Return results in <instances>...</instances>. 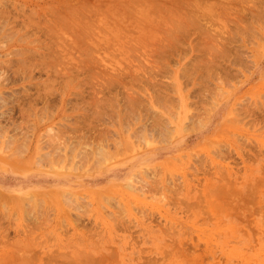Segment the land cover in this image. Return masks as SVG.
<instances>
[{"label":"rangeland","instance_id":"rangeland-1","mask_svg":"<svg viewBox=\"0 0 264 264\" xmlns=\"http://www.w3.org/2000/svg\"><path fill=\"white\" fill-rule=\"evenodd\" d=\"M0 17V264H264V0H0ZM148 103L180 125L138 149ZM50 128L118 156L70 172L81 144L50 142L60 156Z\"/></svg>","mask_w":264,"mask_h":264},{"label":"bare ground","instance_id":"bare-ground-1","mask_svg":"<svg viewBox=\"0 0 264 264\" xmlns=\"http://www.w3.org/2000/svg\"><path fill=\"white\" fill-rule=\"evenodd\" d=\"M4 8V7H3ZM2 10V9H1ZM258 13V12H257ZM1 18V17H0ZM12 23V22H11ZM34 23V22H33ZM4 25H5V23H3ZM31 24V23H30ZM9 25H11V24H9ZM13 26H15V24H12ZM7 26H8V23H7ZM7 26H6V28H7ZM30 26V25H29ZM9 27V26H8ZM1 28H3V25H2V27ZM5 28V29H6ZM11 28V27H10ZM39 28V27H38ZM12 29V28H11ZM14 30H15V27H14ZM20 30V29H19ZM34 30V29H33ZM10 31H12V30H10ZM6 32V31H5ZM15 32V31H14ZM13 33V32H12ZM30 33V32H29ZM17 34V33H16ZM15 34V35H16ZM32 34V33H31ZM1 35V34H0ZM14 35V36H15ZM23 35V34H22ZM28 35V34H27ZM13 36V35H12ZM13 36V37H14ZM174 36V35H173ZM8 38H9V36H7ZM22 37V36H21ZM30 37V36H29ZM5 38V37H4ZM23 38V37H22ZM11 39V38H10ZM26 39V38H25ZM19 41H20V39H19ZM11 42V41H10ZM18 42V41H17ZM16 42V43H17ZM25 51V50H24ZM14 52V51H13ZM20 52V51H19ZM22 52V51H21ZM23 53V52H22ZM31 53V52H30ZM33 53V52H32ZM31 53V54H32ZM18 54V53H17ZM28 54V53H27ZM15 55V54H14ZM19 55V54H18ZM23 55V54H22ZM21 55V56H22ZM26 55V54H25ZM21 58H25V57H21ZM20 58V59H21ZM35 58V57H34ZM19 59V60H20ZM25 59H27V57L25 58ZM19 60L17 61V62H19ZM23 59H21V62H22V65L24 66L26 63L24 62L25 60H23ZM10 61V60H9ZM7 63H8V61H6ZM21 62L19 63V65L21 64ZM23 62L25 63V64H23ZM29 62V61H28ZM31 62V61H30ZM214 62V61H213ZM11 63V62H10ZM17 64V63H16ZM31 64V63H30ZM52 64V63H51ZM34 65V64H33ZM223 65V64H222ZM21 66V65H20ZM28 66V65H27ZM26 66V67H27ZM2 67V66H1ZM29 67V66H28ZM45 67V66H44ZM209 67V66H208ZM207 67V68H208ZM8 68V67H7ZM31 68V67H30ZM35 68V67H34ZM52 68V67H51ZM206 68V69H207ZM5 69V68H4ZM16 69H18V68H16ZM24 69H25V67H24ZM28 69L29 68H27V71H28ZM54 69V68H53ZM57 69V68H56ZM26 70V69H25ZM33 70V69H32ZM55 70V69H54ZM58 70V69H57ZM5 71V70H4ZM21 71V70H20ZM31 71V70H30ZM30 71H28L29 73H30ZM83 71V70H82ZM2 72V71H1ZM13 72V71H12ZM25 72V71H24ZM23 72V73H24ZM55 72H57V71H55ZM5 73V72H4ZM14 73V72H13ZM29 73H27V74H29ZM2 74V73H1ZM22 74V73H21ZM26 74V75H27ZM20 75V74H19ZM24 75H25V73H24ZM4 76V75H3ZM2 76V77H3ZM62 76H63V74H62ZM28 77V76H27ZM0 78H1V76H0ZM3 78H5V77H3ZM32 78V77H31ZM137 78V77H136ZM149 78V77H148ZM25 79V78H24ZM134 82H136V81H134ZM39 84H42V83H39ZM50 84V83H49ZM110 84V83H109ZM221 84V83H220ZM44 85H46V84H44ZM48 86V85H47ZM126 86V85H125ZM128 87V86H127ZM139 87V86H138ZM143 88V87H142ZM218 88V87H217ZM130 89V88H129ZM43 90H45V89H43ZM100 91V90H99ZM219 91L221 92V90L219 89ZM47 93V92H46ZM198 94H199V92H198ZM223 92H222V95L219 93L218 94V97L216 96V98H218L219 99V96L220 97H222L223 96ZM47 95V94H46ZM45 95V96H46ZM159 95V94H158ZM165 95V94H164ZM114 96V95H113ZM130 96V95H129ZM129 96H128V98H129ZM159 96H163V95H159ZM212 96H213V94H212ZM158 97V96H157ZM197 97V96H196ZM31 98V97H30ZM105 98V97H104ZM136 97H131L130 96V99H128V102L129 103H132L133 104V102L136 104V101H134V99H135ZM163 98V97H162ZM167 98V97H166ZM213 98H214V96H213ZM1 99H3V98H1ZM42 99V98H41ZM115 99V98H114ZM138 99H139V97H138ZM138 99H136L137 100V102L139 101ZM142 99V98H141ZM160 99V97L158 98V100ZM165 99V98H164ZM164 99H162V100H164ZM210 99V98H209ZM48 100V99H47ZM106 100V99H105ZM116 100V99H115ZM157 100V99H156ZM211 100V99H210ZM49 101V100H48ZM112 101H114V100H112ZM140 101H142V100H140ZM153 101V100H152ZM154 101H155V99H154ZM45 102V101H44ZM97 102V101H96ZM108 102V101H107ZM115 102V101H114ZM165 102H166V100H165ZM204 102V101H203ZM120 103V102H119ZM127 103V102H126ZM143 103V102H142ZM142 103H138V104H142ZM169 103H170V101H169ZM177 103V102H176ZM202 103V102H201ZM214 103L215 102H211V103H209V102H207L206 104H210L209 105V107H203L204 109H203V111L202 110H200L198 107V109H197V111H198V113H199V111H200V113L199 114H194L193 112H191V113H189L190 115H188V122H187V124H185L186 126L185 127H183L184 128V130L185 129H194V128H198V127H201V126H203V124L205 123V121L206 120H208V114H209V112H210V110H211V107H213L214 106ZM44 104V103H43ZM48 104V103H47ZM134 104V105H135ZM137 104V105H138ZM204 104L205 103H202V105L204 106ZM238 104V103H237ZM125 105V104H124ZM133 105V108H135V106ZM148 105H149V109H147V110H149V111H147V112H149V117H147L148 119H144V116H143V118L141 117V116H139V117H141L140 118V120H138V126L136 125L135 127H133V129H131V131H128L129 130V128L126 126V136L129 138V136L130 135H132L131 137H133L134 139L132 140V141H137V142H139V144H137L138 145V149H142L141 147H144V146H146L147 145V143L149 142V140H151L152 142L153 141H157V143H167V142H170V140L174 137L173 136V133L175 132V130L176 129H178V127H179V125L180 124H178V125H176V126H173L172 125V123H171V121H170V118L168 119L167 117V115L168 114H170V112H171V110L168 112V111H165V112H168V114H166V115H164L163 113H161V112H158V111H156L152 106H151V104H149L148 103ZM165 105V104H164ZM176 105V104H175ZM193 105H194V103H193ZM202 105H200V106H202ZM94 106V105H93ZM117 106V105H116ZM127 106H130V104L129 105H127ZM132 106V105H131ZM96 107V106H95ZM112 107V106H111ZM137 107V106H136ZM138 107H139V105H138ZM192 107V106H191ZM195 107V106H194ZM194 107H193V109H194ZM131 108V107H130ZM133 108H131L132 110H131V112L133 111ZM144 108H146V106L144 107ZM169 108V107H168ZM123 109V108H122ZM136 109V108H135ZM192 109V108H191ZM192 109V110H193ZM88 110H90V109H88ZM109 110V109H108ZM137 110V109H136ZM194 110H196V108L194 109ZM193 110V111H194ZM233 110V109H232ZM236 110V109H235ZM125 111H126V109H125ZM129 111V110H128ZM96 112V111H95ZM104 112V111H103ZM127 112V111H126ZM130 112V111H129ZM130 112V113H131ZM142 112H144V110L142 111ZM141 112V113H142ZM173 112V111H172ZM118 113V112H117ZM129 113V114H130ZM135 113H137V111L135 112ZM135 113L133 114V115H135ZM139 114V112L137 113V115L139 114V115H145V114ZM195 113H197V112H195ZM234 113H236L235 111H234ZM98 114V113H97ZM129 114H126L127 116L129 115ZM172 114V113H171ZM170 114V115H171ZM93 115V114H92ZM123 115V114H122ZM169 115V116H170ZM175 114H174V112H173V114L171 115V116H173V117H175L174 116ZM147 116V115H146ZM92 117V116H91ZM100 117V116H99ZM137 117V116H136ZM136 117L134 116V119H136ZM139 117H137V118H139ZM121 118V117H120ZM176 118V117H175ZM98 120H99V118H97ZM101 119V118H100ZM124 119V118H123ZM132 119H133V117H132ZM174 119V118H173ZM85 121V120H84ZM118 121V120H117ZM130 121V120H129ZM135 121H137V120H135ZM174 121V120H173ZM65 122V121H64ZM116 122V121H115ZM128 122V121H127ZM74 124V123H73ZM78 124V123H77ZM133 124V123H132ZM131 124V125H132ZM135 124V123H134ZM133 124V125H134ZM95 125V124H94ZM108 125H110V124H108ZM115 125V124H114ZM113 125V126H114ZM119 125V124H118ZM122 125V124H121ZM132 125V126H133ZM64 126V125H63ZM99 126V125H98ZM106 126V125H105ZM110 126H112V125H110ZM123 126V125H122ZM129 126H130V124H129ZM75 127H76V125H75ZM78 127V126H77ZM62 128V127H61ZM64 128V127H63ZM91 128H93V127H91ZM95 128V127H94ZM104 128H107V127H104ZM73 129V128H72ZM98 129V128H97ZM108 129V128H107ZM47 130V129H46ZM92 130V129H91ZM96 130V129H95ZM123 130V129H122ZM49 131H52V129L50 128L49 129ZM58 131H60V130H58ZM64 131V130H63ZM85 131V130H84ZM104 131V130H103ZM102 131V132H103ZM54 132H55V130H54ZM61 132H62V130H61ZM96 132H98V133H100L99 131H96ZM96 132H94V134L96 133ZM46 133H48V132H46ZM50 133H53V131L52 132H49V136H47L48 134H46V138H47V142H46V144L45 145H49V146H51L50 144L52 143V144H54L53 143V141L51 142V140H52V138L54 139V136L56 137V134L54 133L53 134V136H51V134ZM64 133V132H63ZM104 133H105V131H104ZM115 133V132H114ZM58 134V133H57ZM82 134V133H81ZM103 134V133H102ZM108 134V133H107ZM130 134V135H129ZM99 135V134H98ZM101 135V134H100ZM110 135V134H109ZM109 135H107V136H109ZM59 134L57 135V137H58V139L60 140V138H59ZM76 136V135H75ZM103 137L105 136L104 134L102 135ZM102 136L101 137H98V138H100V139H98L97 137H95L94 136V138H97V139H94L95 140V142L97 141V140H99V142L97 141V143H94V144H92V142L93 141H91V144H89L90 143V135L88 136V138L86 137V135L85 136H81V137H83L82 139H84V137H86L85 139H86V141L89 139V141H87L88 143H85L84 141L82 142L81 140L79 141V136H78V139H75V141L77 140L81 145H79L78 146V143H77V146H78V151H76L75 153H74V155L72 156V158H71V163H70V167H69V165L68 164H66V166H65V168L67 167V165H68V167L70 168V172L72 171V172H81V170H87V172L88 171H93L94 169H96V168H98V167H102L105 163L107 164L108 162H111V161H113V159L115 158V157H117L118 155H116L115 157H114V155L115 154H112V153H110L109 151H108V149H107V145H108V141H106V139L104 138V140L102 139ZM106 136V137H107ZM111 136H112V134H111ZM48 137H51V139L50 138H48ZM70 139H72L71 137H69ZM93 138V137H92ZM49 139V140H48ZM56 140V138H55V144L54 145H58L59 143V147L61 148L62 146H61V144L63 145V147H64V144H67L66 146H69V148H70V150L72 151V150H74V148L73 147H75L74 145L76 144L75 143V141H74V143H71L72 142V140H70V139H68L67 141H68V143L64 140V139H61L60 140V142H59V140ZM84 139V140H85ZM101 139H102V141H101ZM174 139V138H173ZM92 140V139H91ZM115 140V139H114ZM71 141V142H70ZM104 141V142H103ZM51 142V143H50ZM56 142H59V143H56ZM83 144H85V145H82V143ZM111 143V142H110ZM73 144V145H72ZM44 145V146H45ZM54 145H52L51 147L53 148V146ZM72 145V146H71ZM110 145V144H109ZM129 145V144H128ZM135 145V144H134ZM49 146H47V147H49ZM140 146V147H139ZM50 147V150H53L52 148ZM55 147H57V146H54V149H55ZM59 147H57L56 148V150H54V151H57L58 150V154H60L59 153ZM131 147V146H130ZM129 147V148H130ZM44 148V147H43ZM42 148V149H43ZM59 148V149H58ZM67 149H68V147H67ZM132 149V148H131ZM49 150V152L50 153H52L53 151H50ZM61 150V149H60ZM69 150V149H68ZM70 150L69 151H66V153H68V152H70ZM136 150V149H135ZM62 151H63V149H62ZM48 151L46 152L47 153V155L45 154V153H43V155H42V157L44 158V157H46L47 159L48 158H50L51 157V154L49 153ZM129 152H131V151H129ZM135 152V151H134ZM136 152H138L137 150H136ZM53 153H55V152H53ZM71 153V152H70ZM41 154V153H40ZM67 155V154H66ZM40 157V159H39V161H43V162H45L44 160H46V158L43 160V158H41V155H39ZM60 156H62L63 157V155L62 154H60ZM60 156H57V158L58 157H60ZM65 156V155H64ZM62 157H60V159L62 158ZM71 157V155H69V158ZM38 158V157H37ZM52 158H53V155H52ZM54 158H55V156H54ZM53 158V159H54ZM68 157H67V159L68 160H70ZM42 159V160H41ZM53 159H52V163H53ZM59 159V160H60ZM66 159V163H68V160ZM88 159H91L92 160V162L91 163H88V161H87V165H86V161L85 160H88ZM49 160V159H48ZM54 160H56V159H54ZM62 160V159H61ZM60 160V161H61ZM57 161V160H56ZM46 162H48V166L50 167V169H52L51 168V165H50V163H49V161H47L46 160ZM45 162V163H46ZM56 162L54 161V164H55ZM59 164H60V162H58ZM57 163V164H58ZM58 164V165H59ZM41 165V164H40ZM85 165V166H84ZM64 168V169H65ZM69 171V170H68ZM138 172V173H137ZM136 173H135V175L133 176L134 178H139V177H137L139 174H143L144 176H147L148 174H146V173H148V171L146 170V169H143V170H141V171H137ZM89 173V172H88ZM146 174V175H145ZM133 178V180H135ZM140 179V178H139ZM136 181V180H135ZM142 181V180H141ZM136 182H138V181H136ZM140 182V181H139ZM144 184V183H143ZM128 186H131V187H133L132 185H130L129 183L127 184ZM147 186V185H146ZM145 186V187H146ZM27 194H32V193H27ZM65 195H63V202L65 203V199L67 200L66 201V204H67V206L69 205V203L71 202H73V200H70L69 202H68V200L69 199H71L70 198V196H72V194L70 195V193L68 194L67 192H65L64 193ZM64 197H65V199H64ZM15 198H17V199H20V200H22V196L21 195H16V197ZM32 199V198H31ZM79 199V198H78ZM37 200V199H36ZM32 201V200H31ZM29 202V201H28ZM71 203H70V206H71ZM75 205V204H74ZM57 250V249H56ZM21 260V259H20ZM19 262V261H18ZM22 262V261H21ZM21 262L19 263V264H21ZM88 263V262H87ZM28 264V263H27Z\"/></svg>","mask_w":264,"mask_h":264}]
</instances>
